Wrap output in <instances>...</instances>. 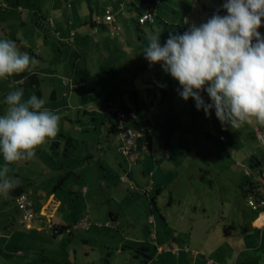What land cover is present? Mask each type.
Segmentation results:
<instances>
[{
  "label": "rangeland",
  "instance_id": "374dc122",
  "mask_svg": "<svg viewBox=\"0 0 264 264\" xmlns=\"http://www.w3.org/2000/svg\"><path fill=\"white\" fill-rule=\"evenodd\" d=\"M141 1L134 0L133 5ZM108 2L116 6L113 0H91V4L95 6L94 11L101 14L104 12L105 3ZM4 3L6 7L2 6ZM224 3L225 0H162L157 11L167 20L179 23L183 28L186 26L187 31L192 24L199 26L205 23L213 14L226 15ZM113 10L115 12L116 7H113ZM125 10L128 19L136 15L134 6L131 10L127 7ZM85 12H90L87 0H0V39L15 40L21 51L39 60L35 69L41 79L39 84H33V76L27 72L21 74L24 78L17 83V87L24 90V99L35 94L46 101L45 108L59 111L56 112L59 115L63 111L61 108L66 106H69L68 111L80 113L71 123V129H67L71 130L76 145L69 151L70 156L76 157L73 167L83 174V178L70 181L68 179L66 187L56 189V198H60L62 204L57 214L65 211L70 216L65 223L70 224V228L73 227L72 234H58L52 237L44 231L30 234L27 230L14 232L12 229V247H4L2 243L8 239L0 238V264H105V257L112 263L120 264L123 260L131 258L133 252L140 253L139 258L142 260L145 257L143 253L154 255L156 245H161L164 249L158 257H154L162 264H207V260L216 264H235L236 261L238 264L243 263L246 260L243 253L240 254L245 235L243 231H253L251 220L257 216L259 210H253L247 204L241 183L247 178L255 181L257 175L253 174L251 165L249 168L252 170V176L247 177L241 167L235 164L236 161H241L247 165L250 153H255L258 157L264 155V148L253 132L255 122L240 128H231L221 125L214 109L209 116L205 115L203 109L197 110L192 98L183 100L179 95L182 90L179 82L165 73L160 64L150 66L143 51L131 49L136 45L131 37L125 38L131 53L124 50L108 52L103 49L105 42L102 41L100 43L103 47L98 49L100 52L88 51L81 59L79 35L85 33L88 41L98 37L91 32L89 25L82 23L83 19H79L78 16ZM41 13L49 16L55 26L50 27L44 19L42 23ZM39 20L43 27L36 25ZM261 27L264 29V19ZM71 30L77 32V38H70ZM157 33L160 34L161 44L166 42L169 33L183 34L176 26L163 28ZM65 76L73 78L72 90L68 85H62L60 78ZM8 83V80L0 79V114H3L6 107V95L13 90L9 89ZM133 88H136L138 94L146 96L144 101L143 96L139 99V110L148 112L156 139L152 142V151L148 150V154L142 150L138 152V159L134 161L130 174L135 187L130 190L118 181L117 172L121 160L117 154L119 142L114 140L113 143H107V137L102 136L101 121H94L90 117L94 115L101 119V112L108 102L112 105L115 102L121 108L125 105L135 112L136 97ZM203 98L205 102L210 103L207 95H203ZM157 113L158 116L154 117ZM174 123L175 134L170 137L172 142L167 149L164 147V141L161 142L163 129L166 125V129L171 130ZM79 128L82 130H77ZM220 134L225 137L224 140L219 139ZM98 145L106 149L111 146L109 151L118 156V164L117 169L110 171L107 179L110 181L107 183L109 186L98 192L99 197L95 199L91 192L82 196L79 193V185L83 179H90L92 182V177H84L87 169L83 170V167L88 168L89 165H85V159L82 158L89 151L95 154L89 156L93 165L91 170L95 174L96 162L101 155ZM173 146H177L175 152L172 150ZM44 147L45 144L38 148L45 150ZM166 150L171 152L168 153L170 159L165 158ZM144 154L147 155L148 169L145 173L140 171L138 177L135 164L142 161ZM56 155L55 153V158L50 160L48 165L52 169L55 167L53 164L57 163ZM1 158L2 154L0 166L3 165ZM43 158V155H36L35 161L43 162ZM122 162L125 164L123 159ZM101 163H105L102 158ZM35 166V162L19 161L10 165L9 175L18 176L19 179L30 175L41 181L47 179V174L34 169ZM150 171L154 175L149 176ZM158 186L162 188L160 193H156ZM70 187L77 191L66 190ZM89 187L97 189L95 184ZM147 188H150V193L144 192ZM152 196H155V204L149 202ZM0 197L2 202L4 198L2 195ZM8 200L9 198L3 204L11 207L12 215L17 216V211L13 209L14 202ZM109 211L119 213L118 227L113 225L116 220L110 219ZM84 214L91 216L93 222L105 219L112 221L108 235H96L92 231L74 227L73 219ZM148 216H152V219L148 220ZM1 220L0 218V222ZM18 226L15 221L14 228ZM93 228L94 226L91 229ZM150 232H153L154 236L151 237ZM86 233L91 235L89 243L77 247L79 238ZM255 236L259 242L264 236V229L257 231ZM131 241L135 242L133 250L129 245L132 244ZM142 242L148 245L150 250L140 246ZM62 244H65V248H77L78 259L75 260L73 256L74 259L68 260L67 254L64 253L67 248L64 250ZM170 244H175L181 249L187 246L190 259L184 258L187 253L181 250V259L178 261L179 257L169 249ZM83 247L88 254L83 253ZM120 247L122 252L117 251ZM17 248L22 250L23 256L15 255L14 252L7 253V250L13 251ZM262 251V248H258V256ZM72 253L74 254V251ZM87 256L89 262L84 263L83 258ZM263 258L245 264H262ZM58 260L63 261L60 263Z\"/></svg>",
  "mask_w": 264,
  "mask_h": 264
},
{
  "label": "clouds",
  "instance_id": "9594fccd",
  "mask_svg": "<svg viewBox=\"0 0 264 264\" xmlns=\"http://www.w3.org/2000/svg\"><path fill=\"white\" fill-rule=\"evenodd\" d=\"M223 8L226 15L213 14L183 34L169 33L163 45L160 34H148L144 57L179 82L183 100L192 98L206 116L214 108L222 126L264 125V35L258 31L264 0H225ZM38 64L15 40L0 39V79L13 89L0 114V195L5 199L19 186L18 178L9 175L10 165L34 159L36 149L59 132L61 116L35 94L24 99L23 88L13 79L35 74ZM203 92L211 103L205 102Z\"/></svg>",
  "mask_w": 264,
  "mask_h": 264
},
{
  "label": "crops",
  "instance_id": "0c3cea01",
  "mask_svg": "<svg viewBox=\"0 0 264 264\" xmlns=\"http://www.w3.org/2000/svg\"><path fill=\"white\" fill-rule=\"evenodd\" d=\"M89 3V14H87L86 12L83 13L81 16H78L79 19H83L82 23H85L84 25H89L90 26V30L91 32H94V34H96L98 37L95 39H92L91 41H88V39L85 37V33L84 35H79V39H78V45L81 47L80 49V53H79V57L81 58V56L84 55V53H94L96 52H100L98 49L100 46H102V44L100 42L104 41V48L105 50H108V52L112 51V52H118V51H127L129 53H131V51L134 50H141L143 51L147 46H148V34H158L157 32H161V29L163 28H169L170 26L174 27L176 26L179 30H181L182 33H184L186 31V26L183 28V26H181L179 23L177 24L176 22H171L169 20H167L165 17H163L162 15L159 14V12L157 11L160 3L162 2V0H157V4L155 6L154 12L152 14V21L150 22H144L141 26H137L136 23L134 22L133 18L135 16H137V12L136 15L133 17H131L132 19H128V17L126 15H128L126 12V7L128 8V10H131L132 8H130V6H136V4L133 5L134 0H113V2L115 3L116 6L113 5L112 2H108L105 3L104 6V12L103 14L95 12L94 11V4H91V0H87ZM111 1V0H110ZM220 1V0H219ZM85 2V1H84ZM127 5V6H126ZM3 7L5 6V3L2 4ZM113 7H116V11L114 12ZM109 10L111 12V14L113 15V19L112 20H106L105 19V14L106 11ZM155 11L156 14H155ZM87 15H89L87 17ZM40 16H42L40 19H42V23H43V19L45 21H47V24L50 27H54L55 23L53 20L50 19L49 16H46L45 14L41 13ZM81 17V18H80ZM187 20V19H186ZM42 23L39 21L36 22V25H38L39 27L42 26ZM43 27V26H42ZM85 29V27L83 28ZM262 27H260L258 30H261ZM101 30V31H100ZM46 31V30H45ZM49 32V31H48ZM106 32V33H105ZM76 33L75 31L71 30L70 31V38L72 39L73 37H76ZM102 33V34H101ZM105 33V34H104ZM46 35H48V33L45 32ZM45 35V36H46ZM126 36L128 38L131 37L132 40H134L136 42L135 46H132V50H128L129 47L127 45V40H125ZM77 38V37H76ZM161 41V39H160ZM99 43V44H98ZM133 45V44H132ZM163 45V44H161ZM103 47V46H102ZM88 55V54H87ZM144 55V54H143ZM82 59V58H81ZM145 63V61H144ZM52 75V74H51ZM54 75V74H53ZM32 78L33 81H31L33 84H39L40 82V77L38 76V72L35 71V74H32ZM23 76H17L16 78H14L17 83H20V81L23 79ZM61 83L62 85H64L65 87L68 85L70 87V90H72L74 88L73 81H72V77L71 76H65V77H61ZM149 86H146V88H148ZM134 89V93H135V103H136V110H135V116L136 119L139 121V125L134 124L133 126L135 127H139L141 126V128L143 129V132H146V130L149 129V134L150 135L152 133V136L154 139L150 140V139H146L147 135L144 134L143 136H141V139H145L143 141H140V143L138 144L135 153L137 154L136 159H138V152L140 150L145 151L146 154H148V150L152 151L151 148V144L152 142L156 139L154 133H153V126L150 123V119H149V115L148 112L146 110H139L141 109L140 104V98H143V101L146 100V96L138 94V91H136V88ZM144 89V88H142ZM149 93V92H148ZM64 95H66L65 93H63ZM153 94V93H152ZM201 95H207L206 92L201 93ZM54 96H55V92H54ZM154 96H156L154 94ZM208 96V95H207ZM209 98V97H208ZM211 103V101H209ZM144 107H145V102H144ZM108 108H113V109H119L120 107H118L115 102L113 103V105L111 104V102H108L107 107L104 110H107ZM214 109V108H213ZM62 113H61V120L59 123V132L57 134V137L54 140H58V146H59V150L57 153L64 151L67 154H69V150L71 148V142L73 141V137L72 134L70 133L71 130H68V128L71 129V123L77 119V117H79L80 113H74L73 111H68L69 110V106L66 107H62L61 108ZM215 110V109H214ZM55 112H59V111H55ZM73 112V113H71ZM102 116L101 119L100 117L98 118V116H91L90 119H93L94 121L98 119L101 121V124L103 125V131H102V136L104 138H106L107 143H113V141H118L119 142V146L117 147V154L118 156L121 157V160L119 161V165H118V181L120 183H123L126 185V187L130 190L134 189V183L133 181L130 179V173H128V170H130V168L132 167V165L134 164V161L129 163V161L123 157L119 151L120 145H121V138L119 136V134L117 132H115L114 130H108V128H111L110 126V122L105 119L103 117V112H101ZM157 115L155 114L154 117H157ZM255 122V121H254ZM176 125L175 123L172 125L171 130H167L166 129V125L164 126L163 129V137L161 139V142L164 141V147L168 149V146H171V140L169 139L172 135L175 134V127L173 129V126ZM258 125L263 127V125L258 124L257 122H255L254 127ZM102 128V127H101ZM86 129V127H85ZM77 130H82V128L77 129ZM253 132L254 128H253ZM112 133V135H111ZM106 134V135H105ZM256 135V133H255ZM67 137H70L72 140L67 141ZM102 137V138H103ZM222 137V138H220ZM165 138L168 140H165ZM219 138L221 140H224L225 137L219 135ZM257 140L261 143L260 139L258 138V136L256 135ZM150 140V141H149ZM51 140L47 141L45 143V150H43L42 148H37L36 149V155H43V162L39 161H35V158L29 161H26L28 163H36L37 166L34 167V169L38 170V171H42L43 173L47 174V179H45L44 181L38 180L36 178L33 177V175L30 176H26L23 177L21 179L18 178V176L16 178H18L19 182H21V184H23L25 190L27 192L31 191V193L29 194V199L31 201V210L33 213V217L31 219V221L29 222H21V213L20 211L16 208L17 206L15 205L16 203H14L13 205V209H15L17 212V216H13L12 215V208L11 207H6L3 202H6V199L4 198L2 200V202H0V218L2 219L0 222V238H6L8 239V241H4L2 244L4 245V247H6L8 249L9 247H12V241H10L13 237L14 234H11L10 230H14V232L18 230V232H22V230H27L30 234L34 233L37 234V232H42L44 231L45 233H50L52 237H56L58 234H72V229L73 227L70 228V224L65 223L66 219H68L70 216L65 212H61L60 214L58 213V210L60 208L61 204V200L60 198H56V189L66 187V180L69 179L70 180H74L75 178L80 179L81 177L83 178V174L79 173L78 170L73 167V161L76 159H70L71 157H69L68 155L66 156H61V161L65 167H72L75 169L76 174L73 176L72 178H70V174L66 175L65 178L63 180H61L60 185L59 186H55L56 184V179L59 176V170H57L58 167V161L57 163L53 164V166H55L53 169L52 167H48L49 163H51L50 160H53V158H45L46 155L48 156V153H50L48 151V147H49V142ZM78 142V139H77ZM262 144V143H261ZM67 145V146H66ZM111 145V144H109ZM98 149L101 150V155L100 158L98 159V161L96 162V168L94 169L95 174L92 172L91 168H92V163L89 159V156H93L95 154H93L92 152H87V154L84 156V158H82L83 160L85 159V165H89L88 168L87 167H83L84 169H87L86 172H84V177L88 176L92 177V182L89 179H83L84 181H82L79 185V193L82 196H87L89 194V192L92 193V195H95V199L96 197L99 195L98 192L103 191V189L106 186H109L110 181L107 180L109 177V174L111 173L110 171H112L114 168L117 169V164L118 162H116V159L118 158V156H116L114 154V152L112 153L111 151V146H108L107 149L101 145H98ZM262 147L264 148V146L262 145ZM172 149L174 152L176 151L175 149L177 148V146H173ZM106 149V150H104ZM43 151V152H42ZM113 151V150H112ZM149 151V152H150ZM42 152V153H41ZM168 153H171L169 150L165 151V158L170 159V155ZM144 154L142 155V161H140V163H136L135 167H136V175L138 177H140V171L142 173H145L146 170L148 169V163H147V155ZM1 155V154H0ZM255 155L257 156L255 153H250V155H248V164H243L241 161H236V166L241 167L242 172L245 176L247 177H251L252 176V170H253V174H255V176L257 175V180H252L247 178V180L251 181L254 186V189H252L251 191L244 193V187L245 184H243L242 186V191L244 196L246 197V202H247V198L249 196H254V198H258L260 193L264 192V179L261 175V172L264 168V155L262 157H258V158H262V164L257 166H253L252 162H251V156ZM52 156V155H51ZM54 157V156H53ZM67 158V159H66ZM76 158V157H75ZM101 158L104 159L105 163H101ZM3 160V158H1ZM80 159V158H79ZM122 159L125 161V164L122 162ZM67 160V161H65ZM81 160V159H80ZM97 160V159H96ZM82 161V160H81ZM80 161V162H81ZM103 161V160H102ZM42 163V164H41ZM4 164V161H3ZM249 165H251L253 168H249ZM64 167V166H63ZM103 170V171H102ZM132 170V169H131ZM249 171V173H246V171ZM63 170H61L62 172ZM88 171V172H87ZM47 172V173H46ZM103 172V173H102ZM50 173V174H48ZM87 173H90L89 175ZM125 175L126 180H121V176ZM154 175V173L152 174V172H149V176ZM129 182L132 183V187H130ZM152 183H154L155 181H151ZM91 184H95V186L97 185V189L94 190L93 188H90L89 186ZM242 184V183H241ZM66 190L70 191V192H75L77 191L76 189H74V187H70V188H66ZM162 190V188L160 186L157 187L156 189V193H160ZM146 193H150V188L145 189ZM3 196V195H2ZM2 197H0L1 199ZM15 202V200H14ZM149 202H151V204H155V196H152L149 199ZM2 203V204H1ZM248 204V203H247ZM156 206V205H155ZM252 209V208H251ZM253 210H259L257 213V216L255 218H253L251 220V225L253 227V231L246 233V231L243 233H245V235L243 236V244H242V251L240 254L243 253L244 257H245V261L243 263L240 264H245V263H252V262H257V259H261L264 257V236H262L260 238V241L258 242L257 237L255 236L257 231H262L264 229V223H262L261 218L262 215H264V204L261 205L260 207H258L257 209H253ZM109 217L112 220H116L115 223L113 224L115 227L119 226V223L117 221V218L119 217V213L118 212H114V211H109ZM15 218H17L15 220ZM148 220L152 219V216H148ZM80 219H85L84 222L86 223V226H83L79 223ZM18 223L19 226L15 229L14 228V223ZM112 224V221H109L107 219L105 220H101L98 222H93L92 221V217L88 214H84L81 216H77L76 218L73 219V226L74 227H80L84 230L87 231H92V233H96V235H108L109 233V227H111L110 225ZM94 226L93 229H91ZM7 231V232H6ZM112 233V232H111ZM93 235V234H92ZM149 235L152 237L154 236L153 232H150ZM94 236V235H93ZM92 236V237H93ZM91 235L89 233L84 234L83 236H81L79 238L80 241H78V246H83L84 244L89 243ZM15 238V242L16 237ZM139 239V238H138ZM157 240V237L154 238V241ZM135 241V240H134ZM134 241H131L132 244H129L131 247V250H133V243H135ZM142 241V240H141ZM138 242V241H137ZM143 243V242H142ZM157 243V241H155V244ZM123 245V244H122ZM121 245V246H122ZM140 246L144 247L145 250H150V247L146 244H139ZM138 245V246H139ZM73 246V245H72ZM62 248L65 250L67 248V251H65L64 253L67 254V258L68 260H72L75 258V260L78 259L77 257V248H73L71 249V247H67L65 248V244H62ZM258 248H262V254L258 256V252H256L258 250ZM171 253L178 256L179 259L178 261L181 259V255L180 252L181 250H183L185 252V254L187 253V255H184V258L186 259H190V255L188 253H190L189 248L187 246H184V249L179 248L178 246H175V244H170V248ZM163 247L161 245H156V252L154 253V255H149L146 253H143L145 255L144 259L142 260L141 258H139L140 253H136L133 252L131 256V258H127L125 260H123V263L120 264H162L159 260L154 259V257H158L159 254H161L163 252ZM72 251H74V254L72 253ZM118 252H122L121 251V247L117 249ZM162 251V252H161ZM14 252L15 255H21L23 256V252L20 248H17L16 250H7L8 254H12ZM83 253L84 254H88L87 251H85L84 247H83ZM74 256V258H73ZM86 256V255H85ZM187 256V257H186ZM93 257V256H92ZM133 257V258H132ZM138 257V258H135ZM105 264H117L112 263L111 260L107 257L103 258ZM139 259V260H138ZM250 259V260H249ZM83 262H89V256H87L86 258H83ZM86 260V261H85ZM60 263H62L63 260H58ZM94 261V260H93ZM24 262H26L24 260ZM58 262V263H59ZM65 262V261H64ZM29 263V262H28ZM207 264H216L215 262H213L212 260H207L206 261ZM239 262L236 261L235 264H238ZM27 264V263H26ZM57 264V263H56ZM179 264V263H178ZM262 264H264V258L262 259Z\"/></svg>",
  "mask_w": 264,
  "mask_h": 264
},
{
  "label": "built area",
  "instance_id": "2783aa9c",
  "mask_svg": "<svg viewBox=\"0 0 264 264\" xmlns=\"http://www.w3.org/2000/svg\"><path fill=\"white\" fill-rule=\"evenodd\" d=\"M152 13L149 11L144 12L141 14L138 18L139 23H144V22H150L152 21ZM105 19L106 20H112L113 15L109 10L106 11L105 14ZM262 35H264V31L258 30ZM255 42V40L253 41ZM115 111V113H114ZM113 115H115V124L114 126L116 127L118 134L121 138V145L119 148V151L123 157H125L129 163L133 162L136 159V153L135 150L138 146V139L143 136L144 134H149V129L146 130V132H143V129L141 126L135 127L133 125H129L131 123V119L135 117L133 114L128 116L125 114L123 111L120 110H113V108H108L106 110V116L111 118ZM254 131L258 138L260 139L262 145L264 146V125L263 127L256 125L254 127ZM246 173H249L247 170ZM261 175L264 179V168L261 172ZM121 180H126L125 175H122ZM130 187H132V183L129 182ZM31 191L25 193H20L16 196L15 198V203L17 206V209L21 213V222H29L31 221L33 217V213L31 210V201L29 199V194ZM247 203L252 209H257L261 205L264 204V192L260 193L258 198H254V196H249L247 198ZM85 219H80L79 223L83 226H86V223L84 222ZM262 223H264V215H262L261 218Z\"/></svg>",
  "mask_w": 264,
  "mask_h": 264
},
{
  "label": "trees",
  "instance_id": "16d2710c",
  "mask_svg": "<svg viewBox=\"0 0 264 264\" xmlns=\"http://www.w3.org/2000/svg\"><path fill=\"white\" fill-rule=\"evenodd\" d=\"M156 4H157V0H142L140 3L136 4V6L134 7V10L137 12V16H135V17L133 16L134 17L133 20H134V22L136 23L137 26H141L143 24V23H139V21H138L139 16L141 14H143L144 12H146V11H149V12H151L153 14ZM130 8H132V7L130 6ZM41 17L42 16H40V18ZM263 31H264V29H263ZM113 110H120V111H123L128 116H130L131 114H133L135 116V113L133 111H131L129 109V107H127L125 105L122 106V108L120 107L119 109H113ZM114 113H115V111H114ZM136 116L131 119V123L129 125H134V124L139 125L140 124L139 121L136 119ZM103 117L110 122V125H111L110 127L111 128H108V130H110V131L111 130H114L115 132L118 133L116 127L114 126V124H115V115H113L111 118H109V117L106 116V110H104L103 111ZM152 136L153 135L151 133L150 135H147V138L146 139L153 140L154 139L153 138L154 136L153 137ZM221 136H223V135H221ZM141 138L138 139V144L140 143V141L145 140V139H141ZM220 138H222V137H220ZM69 140H72V139L70 137H67V141H69ZM165 140H167V139L165 138ZM73 141H74V138H73ZM75 147H76L75 141L74 142H71V148L70 149L75 148ZM58 148H59V146H58V140H51L49 142V147H48V151L50 153H48V156L46 155V157H45L47 159L48 158H50V159L53 158L54 159L55 158V157H53L54 154L55 153L57 154L55 161L56 160L58 161L57 170H59L60 172H59L58 178L56 179L55 186H59L61 180H63L66 175H69L70 174V176H71L70 178H72V175L74 176L76 174V171H75L74 168H72V167H65V165L62 162H60L61 161V156L63 157L65 155L66 156L68 155L69 157H71L70 159H74L75 157L70 156V154H67L65 152V149H64V151L57 153L58 150H59ZM251 159H252L251 162H252V165L253 166H257L258 167L259 165L262 164V158H258V156L252 155L251 156ZM61 170H63V171L61 172ZM130 171H131V168H130V170H128V173H130ZM243 184H245V187L243 186ZM252 184L253 183L251 181L247 180V179H246V181H243L242 182V186L244 187L243 188L244 189V193H247V192L251 191L252 189H254V186ZM23 192L27 193V191L25 190L23 184H21V182H19V186L13 192L10 193V195L8 196V198H9V200H12L14 202L16 196L18 194H20V193H23Z\"/></svg>",
  "mask_w": 264,
  "mask_h": 264
}]
</instances>
